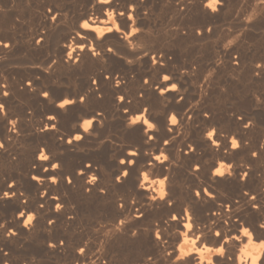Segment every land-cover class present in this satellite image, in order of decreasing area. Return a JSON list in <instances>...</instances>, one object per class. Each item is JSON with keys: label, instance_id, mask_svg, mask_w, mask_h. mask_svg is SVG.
Returning a JSON list of instances; mask_svg holds the SVG:
<instances>
[{"label": "bare ground", "instance_id": "1", "mask_svg": "<svg viewBox=\"0 0 264 264\" xmlns=\"http://www.w3.org/2000/svg\"><path fill=\"white\" fill-rule=\"evenodd\" d=\"M234 29L261 43L162 50ZM130 246L264 264V0H0V264Z\"/></svg>", "mask_w": 264, "mask_h": 264}, {"label": "rangeland", "instance_id": "2", "mask_svg": "<svg viewBox=\"0 0 264 264\" xmlns=\"http://www.w3.org/2000/svg\"><path fill=\"white\" fill-rule=\"evenodd\" d=\"M15 1L16 2H24V0H15ZM32 23H34L33 20L31 21V20H28L27 19V20H25V24L23 25V29L21 31V34H22L21 37L25 41L28 40L29 37H30V29L28 28V24H32ZM157 29H159V28H157ZM157 29L155 30V33H156L157 36H163V35L166 34L165 31H162L160 29L157 30ZM237 30L238 29H234L232 31V35L233 36L230 35L229 38L228 37L227 38L224 37V35L221 34V33H219V34L218 33H210V34H208V37H206L202 41H200L198 43H194V44L193 43H190V42L179 43V42H176L175 40H167L164 43V45L162 46V50H202V51H206V50H220L221 47H227L229 45V43H231V45H235L236 44L235 41H237L239 44H241V47L242 48L244 46L243 49L250 48L252 50L256 46H258V44L261 43L257 31L251 30L250 32L247 31L246 33H243V32L241 33L238 30V32L241 33V34L239 33L240 34L239 35L238 32H237ZM235 38H236V40H235ZM237 86L239 87L240 90H242V89L245 90L246 88H248L250 86V84H247V86H245L244 88L241 87L242 84H238ZM227 93L230 94V95H233L234 94V92L232 93V90L231 89H228L227 90ZM220 103H221V107H224L225 106L224 99H221L220 100ZM112 134H114V133H112ZM109 154L110 155H113L114 154V151L113 150L110 151ZM154 177H156V176H154ZM226 195H228V196H226ZM222 197H231V194L230 193H225V194H223ZM232 198H233V201L234 202L237 201V199H235L234 196ZM205 243H206V245H210V243H208V241H205ZM131 247L132 246H130V249H131ZM132 249L129 252V255L127 257V259H128L127 262H124L123 260L126 259V258H123V259L120 260L121 261L120 264H124V263L136 264L137 254L138 253H137V251H135L136 249H134V248H132Z\"/></svg>", "mask_w": 264, "mask_h": 264}]
</instances>
